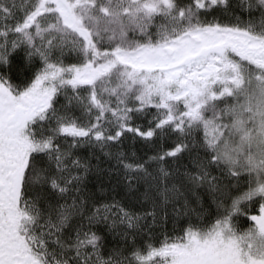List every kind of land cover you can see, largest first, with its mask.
Here are the masks:
<instances>
[{
  "label": "snow or ice",
  "instance_id": "snow-or-ice-1",
  "mask_svg": "<svg viewBox=\"0 0 264 264\" xmlns=\"http://www.w3.org/2000/svg\"><path fill=\"white\" fill-rule=\"evenodd\" d=\"M0 264H264V0H0Z\"/></svg>",
  "mask_w": 264,
  "mask_h": 264
},
{
  "label": "trees",
  "instance_id": "trees-1",
  "mask_svg": "<svg viewBox=\"0 0 264 264\" xmlns=\"http://www.w3.org/2000/svg\"><path fill=\"white\" fill-rule=\"evenodd\" d=\"M19 2V0H18ZM77 61L73 57H67L65 60V63H76ZM31 74V71L23 64L22 61V53L20 56L17 57L15 63H14V69H13V81L14 82H21L27 77H29ZM60 103H64L63 97L60 98ZM59 106V105H58ZM155 110L152 109L150 111V114L147 116L146 119L142 118L140 120H137V123L140 124H146L147 120L152 118V114H154ZM174 142H176V136H168L165 137L163 141L157 140L155 145H149L145 144L142 141H133L131 139V136L129 135L128 139H125L123 141L121 150L128 152V153H135L136 156L141 157V158H147V156H150L153 154L155 150H157L161 144H163V147L167 148L170 145H172ZM80 155H87V151H81ZM103 157L101 156V160L103 161ZM96 161L95 159L93 160V164H95ZM179 165L187 164L188 163V155L187 153L177 162ZM169 166H173V162L169 160ZM101 168H107L109 165L107 163H101L100 165ZM88 188L92 192L95 193V198L98 201L104 202V201H110L113 196L117 200H120L122 204L125 206H133L136 210H141V204L139 203V193H128L127 190L124 188L123 184H120L118 187H115V191H113L114 186L116 185V177L113 175L111 178L107 175V173H101L97 174L95 172L91 173L88 177ZM103 187L106 189L104 193H101L99 189ZM143 191V189H141ZM165 211L167 212L168 219L166 221L167 225L163 221V217L165 214ZM215 209L213 208V212ZM169 213V214H168ZM173 210L171 205L167 207V209H158V215L161 216V219L163 223L162 229L164 230L165 228L167 229H175L177 232L180 228H182L185 225V221L183 218L180 220L174 219ZM173 220V224L170 222ZM247 223L241 220V227L242 228H247ZM99 231L101 234L106 235V238L109 242L113 240V237L107 233V230L104 228L103 225L99 226ZM158 237V236H156ZM140 237H137V245H140L143 243Z\"/></svg>",
  "mask_w": 264,
  "mask_h": 264
},
{
  "label": "rangeland",
  "instance_id": "rangeland-1",
  "mask_svg": "<svg viewBox=\"0 0 264 264\" xmlns=\"http://www.w3.org/2000/svg\"><path fill=\"white\" fill-rule=\"evenodd\" d=\"M169 214V213H168ZM171 214H173V213H171ZM174 216V215H173ZM172 224L174 223L173 222V220H171L170 221ZM150 223H151V221H150ZM161 223H163V221H162V219H161V216L160 215H158V221H157V223L156 224H153L152 225V235L153 236H158L159 238H163L162 237V234H164V233H168V234H172V235H175V234H178V232L174 229H167V228H165L164 230L162 229V224ZM165 224L167 225V223L165 222ZM131 239V238H130ZM140 239V238H139Z\"/></svg>",
  "mask_w": 264,
  "mask_h": 264
}]
</instances>
